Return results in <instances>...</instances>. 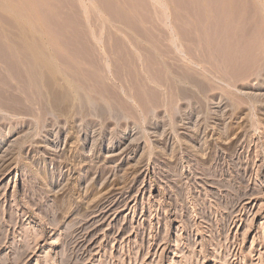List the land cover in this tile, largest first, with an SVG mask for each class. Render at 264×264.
Segmentation results:
<instances>
[{"label":"rangeland","instance_id":"rangeland-1","mask_svg":"<svg viewBox=\"0 0 264 264\" xmlns=\"http://www.w3.org/2000/svg\"><path fill=\"white\" fill-rule=\"evenodd\" d=\"M4 257L264 264V0H0Z\"/></svg>","mask_w":264,"mask_h":264},{"label":"bare ground","instance_id":"bare-ground-1","mask_svg":"<svg viewBox=\"0 0 264 264\" xmlns=\"http://www.w3.org/2000/svg\"><path fill=\"white\" fill-rule=\"evenodd\" d=\"M18 72V71H17ZM235 198V197H234ZM21 260V259H20ZM5 264H8V259L4 257ZM20 263V262H19ZM10 264V263H9Z\"/></svg>","mask_w":264,"mask_h":264}]
</instances>
